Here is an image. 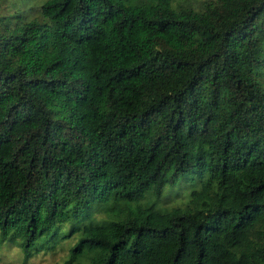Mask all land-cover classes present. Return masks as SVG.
<instances>
[{"label": "trees", "instance_id": "16d2710c", "mask_svg": "<svg viewBox=\"0 0 264 264\" xmlns=\"http://www.w3.org/2000/svg\"><path fill=\"white\" fill-rule=\"evenodd\" d=\"M67 240L264 264V0L0 3V243Z\"/></svg>", "mask_w": 264, "mask_h": 264}, {"label": "rangeland", "instance_id": "374dc122", "mask_svg": "<svg viewBox=\"0 0 264 264\" xmlns=\"http://www.w3.org/2000/svg\"><path fill=\"white\" fill-rule=\"evenodd\" d=\"M5 2L0 0V3ZM71 244L70 240L63 241L54 248L37 251L25 258L16 243H0V264H60Z\"/></svg>", "mask_w": 264, "mask_h": 264}]
</instances>
